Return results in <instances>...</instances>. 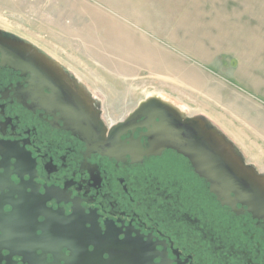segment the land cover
<instances>
[{"label":"flooded vegetation","instance_id":"af4514ba","mask_svg":"<svg viewBox=\"0 0 264 264\" xmlns=\"http://www.w3.org/2000/svg\"><path fill=\"white\" fill-rule=\"evenodd\" d=\"M60 69L108 131L128 121L121 149H92L56 108L52 85L0 51V264H264L263 221L222 204L176 150L146 154L147 118H129L140 103L107 122L102 97Z\"/></svg>","mask_w":264,"mask_h":264},{"label":"rangeland","instance_id":"374dc122","mask_svg":"<svg viewBox=\"0 0 264 264\" xmlns=\"http://www.w3.org/2000/svg\"><path fill=\"white\" fill-rule=\"evenodd\" d=\"M85 1V9L81 6L68 16V25L78 17L89 21L95 9L103 45L110 38L111 25L113 33L117 32V37L112 35L113 45L119 48V55L114 54L131 59L120 62L100 57L79 37L71 36L67 42L79 46L77 54H64L70 65L65 70L82 78L102 97L107 122L123 119L149 96H161L188 115L208 117L235 142L248 162L264 171V37L257 38L261 44L241 45L242 50L252 48L247 55L241 51L239 56L235 52L222 53L212 65L200 69L190 56L163 44L162 33L168 31L171 15L181 11L188 0ZM162 15L167 20L158 21L160 28L155 30L143 22ZM126 36L133 37V49L128 53Z\"/></svg>","mask_w":264,"mask_h":264},{"label":"water","instance_id":"95a60500","mask_svg":"<svg viewBox=\"0 0 264 264\" xmlns=\"http://www.w3.org/2000/svg\"><path fill=\"white\" fill-rule=\"evenodd\" d=\"M0 51L6 63L27 69L52 85L56 108L66 115L74 133L87 141L92 149L105 153L121 149V128L128 121L120 122L116 129L108 131L86 90L68 81V75L60 69L62 62L26 40L8 36L1 29ZM141 116L147 118L145 126L150 130L147 135L151 147L146 154H159L165 148L176 150L209 182L211 191L222 204L233 208L241 204L264 223V171L248 162L241 149L212 120L202 114L188 115L172 101L157 95L141 101L129 118ZM37 241V247L45 251L47 247L50 251L53 245L59 248L65 244L73 249L65 240Z\"/></svg>","mask_w":264,"mask_h":264},{"label":"crops","instance_id":"0c3cea01","mask_svg":"<svg viewBox=\"0 0 264 264\" xmlns=\"http://www.w3.org/2000/svg\"><path fill=\"white\" fill-rule=\"evenodd\" d=\"M85 4V0H0V27L31 40L65 67L70 65L63 58L64 54L78 52V44L70 46L67 43L71 36L79 37L86 47L97 50L100 57L120 62L131 60L129 57H118V45H113V36L117 37V32L113 33L111 25L108 31L110 38L103 45L100 38L102 31L97 29L98 15L95 9L89 21L78 17L68 25V16L81 6L85 9ZM164 16L149 21L143 19V22L155 30L160 28L158 21L167 20V16ZM171 19L168 31L161 32L163 44L187 54L202 69V66L206 68L212 65L222 53L235 52L239 56L238 52L241 51L247 55L248 49L252 48L242 50V44H261L257 38L264 37V0H188L181 11L171 15ZM132 41L133 37L126 36L127 53L130 48L133 49L130 45ZM132 62V68H135V60ZM121 66L117 65V68Z\"/></svg>","mask_w":264,"mask_h":264}]
</instances>
